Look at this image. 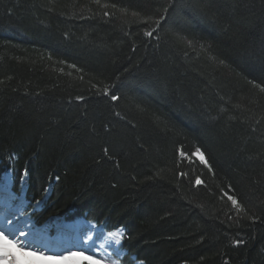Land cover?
<instances>
[{
  "label": "trees",
  "instance_id": "obj_1",
  "mask_svg": "<svg viewBox=\"0 0 264 264\" xmlns=\"http://www.w3.org/2000/svg\"><path fill=\"white\" fill-rule=\"evenodd\" d=\"M261 88L264 0H0V177L145 264H264Z\"/></svg>",
  "mask_w": 264,
  "mask_h": 264
},
{
  "label": "snow or ice",
  "instance_id": "obj_2",
  "mask_svg": "<svg viewBox=\"0 0 264 264\" xmlns=\"http://www.w3.org/2000/svg\"><path fill=\"white\" fill-rule=\"evenodd\" d=\"M96 2L99 4L100 0H96ZM103 8H108V4L101 5ZM111 7H115V5H111ZM167 12V8L164 10ZM105 16H108L109 13L105 11L103 13ZM126 14V12H125ZM133 16H137L138 14L133 12ZM164 17L161 16L159 20L152 21L151 18H147L141 22L143 23H149L153 22L157 25H159L160 20H162ZM155 29H152L150 31H145L144 35L151 37L153 35V32ZM70 67H75L73 65H70ZM79 71V69H77ZM82 79V78H81ZM93 88H96L97 86L95 84L92 85ZM256 87H259L256 85ZM262 92H264V88L260 89ZM99 91V89H98ZM103 93L105 95L108 94V87L105 86L103 88ZM111 99L113 101L117 100V96H112ZM105 154H107V149H105ZM179 155L182 158H187L186 154L183 151H180ZM194 156H198L199 160L202 164H204L205 167L208 168L209 172H212L211 166L207 163L203 152L200 150V148H196L195 152L193 153ZM180 175L183 177L186 175V173H180ZM195 183L197 185H201L204 183V181L197 176L195 178ZM3 191L7 194L5 197V203H7L9 200H14L15 197L12 196L11 192L7 188L6 182L3 185ZM223 192V189H222ZM224 195H227L228 201L231 202L232 209L236 212L237 215H239L241 212L244 211L241 204L238 202V199L235 198L233 195H228L227 193H224ZM39 203V201L37 202ZM20 216H25L27 213L21 209L19 212ZM231 218V217H229ZM32 235L31 230L25 231L23 229H20L13 225V220L9 219L7 215L0 216V264H22V261L20 257H31L33 259L28 260L27 264H120L119 261V249H113L111 253H107L103 258H99L96 256H92L86 253L85 250L80 249H65L61 252H53L50 251L48 246L45 245L44 247H37L36 244L32 240H28L27 237ZM108 239L110 241H113L116 245H120L121 239L123 238V234L117 230V231H110L107 234ZM25 238V239H21ZM92 238L91 236L87 237L84 243H88ZM236 243H240L237 241ZM104 245H101V249H104ZM17 253H19V256H17ZM113 255L117 257V259H113Z\"/></svg>",
  "mask_w": 264,
  "mask_h": 264
},
{
  "label": "bare ground",
  "instance_id": "obj_3",
  "mask_svg": "<svg viewBox=\"0 0 264 264\" xmlns=\"http://www.w3.org/2000/svg\"><path fill=\"white\" fill-rule=\"evenodd\" d=\"M69 227L70 228L63 229L62 231L65 245L63 246L64 248H76V246L80 247L79 240L84 238V234H91L92 238L95 237L96 241H99L101 245L103 244L105 246L103 250L109 249V251L112 252L113 249H117L118 247V245L108 239L107 233H104L100 229L87 223L71 224ZM68 239H71V242H68ZM86 249L88 251V249H91V246H87ZM98 249L100 250V248ZM28 260L29 259L26 257H21L22 264H27Z\"/></svg>",
  "mask_w": 264,
  "mask_h": 264
},
{
  "label": "rangeland",
  "instance_id": "obj_4",
  "mask_svg": "<svg viewBox=\"0 0 264 264\" xmlns=\"http://www.w3.org/2000/svg\"><path fill=\"white\" fill-rule=\"evenodd\" d=\"M197 158L199 159V157L197 156ZM9 176H7V178H6V180L7 181H10L9 180V178H8ZM17 206V205H16ZM20 206H18V208L17 207H15V208H12V209H10V211H15V212H13L12 214L11 213H9V211L8 210H1L0 211V213H2V214H6V215H11L13 218H12V220H13V225L14 226H16V227H18V228H20V229H23V230H25L26 232L27 231H29V230H31V223H30V221L28 220V219H23V218H20L21 216L19 215V212H20ZM0 216H3V215H0ZM18 218H20V219H18ZM18 219V220H17ZM21 219H23L24 220V222H23V220H22V224L20 225V224H17V225H15L19 220H21ZM31 232H32V230H31ZM33 234L34 233H37V232H32ZM87 247V246H86ZM52 249H53V246H52ZM91 249H88V251H90ZM123 251H119V253H120V255H119V257L118 258H121L122 257V253ZM94 253H100L98 250H96ZM106 254L107 253H109L108 251L107 252H105ZM106 254H103V253H100V256L101 257H104ZM19 256V255H18ZM113 259H117V257H115V256H113L112 257ZM20 259H21V257H20ZM38 264H40V262H38ZM120 264H122L121 262H120Z\"/></svg>",
  "mask_w": 264,
  "mask_h": 264
}]
</instances>
